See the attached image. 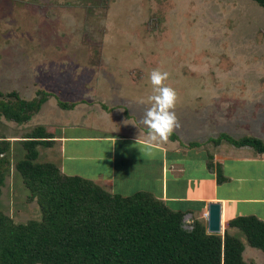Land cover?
<instances>
[{
	"label": "rangeland",
	"instance_id": "rangeland-1",
	"mask_svg": "<svg viewBox=\"0 0 264 264\" xmlns=\"http://www.w3.org/2000/svg\"><path fill=\"white\" fill-rule=\"evenodd\" d=\"M153 69L168 72L163 84L177 93V135L194 130L201 149L221 132L264 141V9L255 0H0V99L12 102L10 91L23 99L51 94L27 120L0 113V138L8 142L0 211L14 223L39 219L14 164L24 154L22 136L46 118H66L51 115L56 100L68 102L71 89L91 90L101 80L148 107ZM36 150L35 161L55 163V146ZM191 220L182 216V227ZM247 248V264H264L259 250Z\"/></svg>",
	"mask_w": 264,
	"mask_h": 264
},
{
	"label": "trees",
	"instance_id": "trees-1",
	"mask_svg": "<svg viewBox=\"0 0 264 264\" xmlns=\"http://www.w3.org/2000/svg\"><path fill=\"white\" fill-rule=\"evenodd\" d=\"M255 2L264 9V0ZM9 94L14 100L0 99V113L15 122L27 120L47 95L40 92L38 98L23 99L15 91ZM49 138L35 127L19 140L24 154L14 167L35 199L40 217L14 223L0 211V264H247L241 257L244 244L264 258L261 219L241 215L226 222L242 234L243 242L225 229L222 235L207 233L196 219L184 229L183 211L170 209L150 192L112 194L89 179L62 174L52 162L35 161L36 146H45ZM220 140L264 152V141L253 135L232 138L221 132L209 139L214 145ZM7 149V140L0 138V154ZM4 158L0 156V163H6ZM211 165L207 162L208 168ZM3 169L0 166V185ZM215 175L217 182L223 180L218 166Z\"/></svg>",
	"mask_w": 264,
	"mask_h": 264
},
{
	"label": "crops",
	"instance_id": "crops-1",
	"mask_svg": "<svg viewBox=\"0 0 264 264\" xmlns=\"http://www.w3.org/2000/svg\"><path fill=\"white\" fill-rule=\"evenodd\" d=\"M80 87L70 90L77 93L65 94L72 98L68 102L60 101L68 106H59L57 100L53 103L51 115L56 111L65 116L63 122L46 118L45 124L37 125L50 135L49 143L41 146L56 147L52 163L62 174L89 179L112 194L150 192L170 209L183 211L182 216L189 215L202 224L207 204L216 202L220 227L231 232L237 229L226 222L236 216L253 215L264 222V152L235 147L224 140L215 145L210 142V149L187 146L199 141L194 130L189 138L173 131V137L165 142L146 144L147 129L140 121L147 106L136 105L138 101L128 96L131 91L107 89L101 80L91 90ZM73 129L81 132L71 133ZM216 166L223 177L220 182L216 181ZM247 247L252 248L244 244L243 250Z\"/></svg>",
	"mask_w": 264,
	"mask_h": 264
},
{
	"label": "clouds",
	"instance_id": "clouds-1",
	"mask_svg": "<svg viewBox=\"0 0 264 264\" xmlns=\"http://www.w3.org/2000/svg\"><path fill=\"white\" fill-rule=\"evenodd\" d=\"M168 76V72L159 69H153L150 73L149 79L153 85L152 94L148 98L150 106L145 108L140 121L147 129L144 137L146 144L167 141L173 131L179 127L174 111L177 93L173 88L163 84Z\"/></svg>",
	"mask_w": 264,
	"mask_h": 264
},
{
	"label": "water",
	"instance_id": "water-1",
	"mask_svg": "<svg viewBox=\"0 0 264 264\" xmlns=\"http://www.w3.org/2000/svg\"><path fill=\"white\" fill-rule=\"evenodd\" d=\"M206 232L208 233H219L220 232V215H219V204L216 202H210L206 208V219H205Z\"/></svg>",
	"mask_w": 264,
	"mask_h": 264
},
{
	"label": "built area",
	"instance_id": "built-area-1",
	"mask_svg": "<svg viewBox=\"0 0 264 264\" xmlns=\"http://www.w3.org/2000/svg\"><path fill=\"white\" fill-rule=\"evenodd\" d=\"M206 215V214H205Z\"/></svg>",
	"mask_w": 264,
	"mask_h": 264
}]
</instances>
